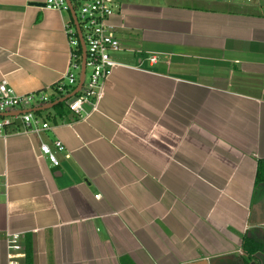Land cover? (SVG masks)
I'll return each instance as SVG.
<instances>
[{"label": "crops", "instance_id": "crops-1", "mask_svg": "<svg viewBox=\"0 0 264 264\" xmlns=\"http://www.w3.org/2000/svg\"><path fill=\"white\" fill-rule=\"evenodd\" d=\"M169 7L118 3L95 107L51 122L44 107L77 83L29 107L48 130L14 120L0 136V264L9 233L24 236L18 264H264V0ZM70 21L45 0H0V83L54 86ZM56 141L53 167L40 146Z\"/></svg>", "mask_w": 264, "mask_h": 264}, {"label": "built area", "instance_id": "built-area-1", "mask_svg": "<svg viewBox=\"0 0 264 264\" xmlns=\"http://www.w3.org/2000/svg\"><path fill=\"white\" fill-rule=\"evenodd\" d=\"M213 1L249 4L253 0ZM69 2L70 5L67 0H45V8L56 12L69 13L71 7L75 12L85 49L84 83L77 95L66 102L71 112L80 115L83 104L88 103L95 107L101 100L106 80L117 66L110 55L117 52L120 45L115 29L110 25L109 20L118 10V0H69ZM65 33L70 48V61L66 73L54 86L44 92L18 95L7 86L5 81L0 83V114L10 111H24L18 116L0 117V136L6 134L5 129L11 126L14 120H18L22 130L25 131L37 133L48 130L49 126L46 123H40L27 110L34 103H48L52 99V93L55 97H59L61 94H67L77 85L82 63L80 40L76 28L70 22L65 26ZM152 61L154 59H151ZM88 69L90 70L89 76L86 74ZM47 91H50V95L46 94ZM53 148L54 150L49 145L42 144L40 152L53 167H58L60 163L57 153L64 152L65 148L60 141H56ZM23 237V234L20 233L6 234L7 264H18L20 253L23 250L21 244Z\"/></svg>", "mask_w": 264, "mask_h": 264}, {"label": "trees", "instance_id": "trees-1", "mask_svg": "<svg viewBox=\"0 0 264 264\" xmlns=\"http://www.w3.org/2000/svg\"><path fill=\"white\" fill-rule=\"evenodd\" d=\"M72 23V21H70ZM71 91H68L69 94ZM59 97H63V94H61ZM59 99L58 97L52 98L51 102ZM55 114L51 117L52 123H57V120H64L68 113H71L70 110L67 107V102L59 103L55 106ZM256 184L264 183V160H259L257 162V168H256V177H255ZM259 248V245H251V247L248 248V251L253 254L255 253ZM120 264H132L127 258L120 259Z\"/></svg>", "mask_w": 264, "mask_h": 264}, {"label": "water", "instance_id": "water-1", "mask_svg": "<svg viewBox=\"0 0 264 264\" xmlns=\"http://www.w3.org/2000/svg\"><path fill=\"white\" fill-rule=\"evenodd\" d=\"M67 3L70 5L69 0H67ZM70 14H71V17H72V21H73L74 27L76 28V31H77V34H78V37H79L80 46H81V50H82V63H81V70H80V75H79V79H78V85H77V87L74 89V91L70 95H68L67 97H64V98L58 100L57 102H54V103H52V104H50L48 106H45L44 107L45 109H50V108L56 106L59 103L66 102L67 100L73 98L81 90V88L83 86V83H84V60H85L84 44H83V41H82V38H81L80 30L78 28V23H77V20H76L75 12H74V10L71 7H70ZM22 113H24V111L14 112V113H10V114H6L5 113V114H0V117L18 116V115H20Z\"/></svg>", "mask_w": 264, "mask_h": 264}, {"label": "rangeland", "instance_id": "rangeland-1", "mask_svg": "<svg viewBox=\"0 0 264 264\" xmlns=\"http://www.w3.org/2000/svg\"><path fill=\"white\" fill-rule=\"evenodd\" d=\"M191 0H118L119 4L128 5L131 7H143V8H150V9H168L170 8V4H175L176 6H181L188 4ZM202 2H215L213 0H198ZM86 74L89 76L90 70L86 71ZM77 95V94H76ZM75 95V96H76Z\"/></svg>", "mask_w": 264, "mask_h": 264}]
</instances>
